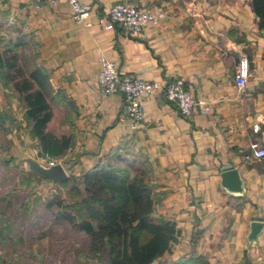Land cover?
Returning a JSON list of instances; mask_svg holds the SVG:
<instances>
[{
	"label": "crops",
	"instance_id": "0c3cea01",
	"mask_svg": "<svg viewBox=\"0 0 264 264\" xmlns=\"http://www.w3.org/2000/svg\"><path fill=\"white\" fill-rule=\"evenodd\" d=\"M79 1L93 13L77 24L64 1L36 7L29 0H0V15L18 25L36 64L63 93V106H52L47 130L70 136L71 144L56 161L76 176L118 147L146 161L154 216L174 222L179 231L170 252L152 264L190 255L208 264H264V158L245 159L252 145L264 149V30L258 29L252 0ZM121 1L163 18L139 36L118 27L105 31L97 15ZM242 58L249 77L240 90L234 77ZM103 59L122 76L161 84L182 80L197 105L184 117L161 94L144 97L143 126L131 130L119 121L122 97L99 91ZM0 104V119L14 125L4 131L0 122L9 151L20 156L29 143L39 153L37 142L18 131L23 111L17 117L1 99ZM225 166L238 171L242 194L221 186ZM38 181L46 189L53 185ZM252 222L263 224L254 243L248 240Z\"/></svg>",
	"mask_w": 264,
	"mask_h": 264
},
{
	"label": "trees",
	"instance_id": "16d2710c",
	"mask_svg": "<svg viewBox=\"0 0 264 264\" xmlns=\"http://www.w3.org/2000/svg\"><path fill=\"white\" fill-rule=\"evenodd\" d=\"M252 7L258 29L264 30V0H252ZM18 46L0 49V80L4 88L16 94L23 111L24 126L20 124L18 131L37 142L40 157L60 159L71 137H56L47 126L53 116L52 106H63V93L53 89L34 54L20 58ZM138 163L143 165L141 171L131 174ZM146 165L145 160L118 147L83 175L76 176L68 168V178L58 183L66 189L63 205L48 203L58 210L55 218L88 237V252L99 264H152L170 252L177 241L175 223L154 216V187L147 182ZM169 264L208 263L190 255Z\"/></svg>",
	"mask_w": 264,
	"mask_h": 264
},
{
	"label": "rangeland",
	"instance_id": "374dc122",
	"mask_svg": "<svg viewBox=\"0 0 264 264\" xmlns=\"http://www.w3.org/2000/svg\"><path fill=\"white\" fill-rule=\"evenodd\" d=\"M8 45H19L16 51L20 58L33 55L31 42L18 25L0 15V49ZM0 99L5 103L6 112L20 116L22 109L16 94L4 88L1 80ZM0 122L4 131H8L7 126H14L11 121L3 122L2 118ZM59 122L57 113L51 128L56 131ZM4 131L0 128V264H99L88 252V237L55 218L58 210L48 206L52 202L61 207L66 189L60 184L46 189L41 181L27 175L23 166H19L17 156L9 151ZM35 150L33 144L28 143L20 156L42 163ZM141 167L139 163L134 164L131 174L141 171Z\"/></svg>",
	"mask_w": 264,
	"mask_h": 264
},
{
	"label": "built area",
	"instance_id": "2783aa9c",
	"mask_svg": "<svg viewBox=\"0 0 264 264\" xmlns=\"http://www.w3.org/2000/svg\"><path fill=\"white\" fill-rule=\"evenodd\" d=\"M29 1L36 7L45 2L54 4L64 1L70 7L72 20L77 24L84 23L93 13L90 5L83 4L79 0ZM97 16L98 25L105 31H111L118 27L130 36H139L146 26L158 24L163 18L162 13H152L143 6L129 5L123 1L114 4L107 11ZM248 77L249 63L246 58H242L238 62L234 77L238 89L241 90L245 87ZM98 88L104 96L120 95L122 97L123 105L119 121L126 123L131 130H137L143 126L142 100L144 97L161 94L166 101L173 103L179 114L184 117L190 116L197 105L192 95V87L185 85L182 80H173L161 84L134 76H122L114 63L105 59L101 61ZM251 150L252 153L245 156L246 160L264 158V149L252 145ZM41 161L46 166L57 163L56 160L48 156L41 157Z\"/></svg>",
	"mask_w": 264,
	"mask_h": 264
},
{
	"label": "water",
	"instance_id": "95a60500",
	"mask_svg": "<svg viewBox=\"0 0 264 264\" xmlns=\"http://www.w3.org/2000/svg\"><path fill=\"white\" fill-rule=\"evenodd\" d=\"M16 159L26 172L31 173L38 179L48 180L53 185L63 182L68 178L67 172L59 162L46 166L26 156H17ZM222 171L221 186L230 193L242 194L243 186L238 171L232 169L230 166L223 167ZM262 226L263 224L260 222H252L250 224L248 235L250 243H254L258 239Z\"/></svg>",
	"mask_w": 264,
	"mask_h": 264
}]
</instances>
